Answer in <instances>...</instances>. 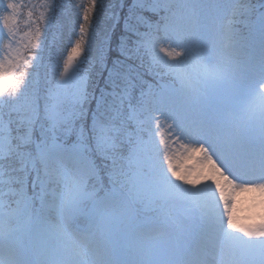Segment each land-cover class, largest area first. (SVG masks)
Here are the masks:
<instances>
[{
  "label": "snow or ice",
  "instance_id": "snow-or-ice-1",
  "mask_svg": "<svg viewBox=\"0 0 264 264\" xmlns=\"http://www.w3.org/2000/svg\"><path fill=\"white\" fill-rule=\"evenodd\" d=\"M76 7L78 38L42 87L28 70L51 0H0V264H264V0L212 5L214 64L199 0H133L111 67L99 49L103 87L91 91L77 73L97 0ZM220 85L240 99L235 111L201 104ZM196 154L193 179L182 162ZM238 192L257 194L245 214Z\"/></svg>",
  "mask_w": 264,
  "mask_h": 264
},
{
  "label": "rangeland",
  "instance_id": "rangeland-1",
  "mask_svg": "<svg viewBox=\"0 0 264 264\" xmlns=\"http://www.w3.org/2000/svg\"><path fill=\"white\" fill-rule=\"evenodd\" d=\"M23 2L27 4L29 0H23ZM199 2L205 5L201 10L202 43L205 50V58L214 64L221 49L212 26V20L215 16L212 5L221 2V0H199ZM51 3L53 8L50 13L51 22L47 30L45 47L41 53L40 60L37 61V67L34 70H28L33 72L34 77L40 81L42 87L46 82L54 83L58 78L59 72L63 70L64 60L70 51L71 44L78 38L79 24L83 22L76 6L79 4L87 6L88 0H51ZM120 3V0H97L98 10L94 13L96 23L92 29V39L90 44L87 45L85 55L81 57L82 63H80L77 73L81 78L87 77L88 82L89 76L87 74L91 73L90 70L95 63L98 64L99 49L101 47L106 50L109 48L108 42L118 17ZM114 5L115 7H113ZM238 27L242 34L247 35V29L244 28V25L241 24ZM122 32L121 39L128 35L125 31V25ZM0 34H2V30H0ZM164 82L169 88L179 89V84L175 83L171 78ZM200 102L205 108L221 110L225 113L235 111L241 103L240 99L234 96L228 85L209 88L201 96ZM199 158V154H196L193 160L182 162L184 168H194L193 179H197L199 169L195 162ZM206 180L207 172L199 173L198 186H202ZM255 195L257 194L239 192L235 195L234 199L241 214L246 213L249 203ZM174 211L179 213V206Z\"/></svg>",
  "mask_w": 264,
  "mask_h": 264
},
{
  "label": "trees",
  "instance_id": "trees-1",
  "mask_svg": "<svg viewBox=\"0 0 264 264\" xmlns=\"http://www.w3.org/2000/svg\"><path fill=\"white\" fill-rule=\"evenodd\" d=\"M121 1V0H120ZM40 2V0H31V3L34 4H38ZM29 3V2H28ZM123 4L124 7L119 11L118 13V17L117 20L115 21L116 23L114 24L110 39H109V48L111 49V51L108 53V66L111 67V60L115 59V53H116V49L120 43L121 40V36H122V31H123V26L125 25V17L127 15V11L128 8L131 6L132 4V0H123ZM146 16H149L152 18V20H155L157 17H153L152 14H145ZM139 63V62H137ZM91 73L87 74L89 76V82H88V86H89V91H91L93 88H100L103 87V79L100 77L99 75V64H96L92 67V69L90 70ZM142 72L147 71V66L145 65L144 69H141ZM107 75V72H104V76ZM167 77L164 78V80ZM144 80L147 83H151V84H157L160 83L161 81L159 80V78H154L151 75H145L144 76ZM163 80V81H164Z\"/></svg>",
  "mask_w": 264,
  "mask_h": 264
}]
</instances>
